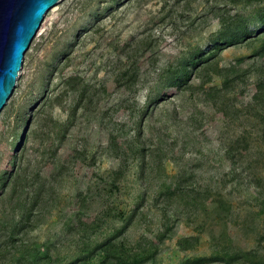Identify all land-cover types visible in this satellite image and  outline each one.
<instances>
[{"label":"rangeland","instance_id":"rangeland-1","mask_svg":"<svg viewBox=\"0 0 264 264\" xmlns=\"http://www.w3.org/2000/svg\"><path fill=\"white\" fill-rule=\"evenodd\" d=\"M219 2L60 0L48 11L0 118V176L20 168L26 177L16 189L0 183V264L38 250L51 264H74L122 227L117 240L131 250L156 245L145 264H181L223 246L264 264V130L251 104L260 41L218 52L217 68L239 62L245 72L229 90L207 94L221 88L217 69L182 91L163 86V71L219 29ZM131 56L140 82L126 89L116 76ZM26 213L6 248L5 226ZM189 237L191 247L178 246Z\"/></svg>","mask_w":264,"mask_h":264},{"label":"trees","instance_id":"trees-1","mask_svg":"<svg viewBox=\"0 0 264 264\" xmlns=\"http://www.w3.org/2000/svg\"><path fill=\"white\" fill-rule=\"evenodd\" d=\"M219 3L220 4H216L211 10L218 20L219 29L211 34L204 47L197 46L174 66L163 71V86L175 84L178 86L179 90L182 91L189 87V82L193 77H199L202 74L208 75L209 71L217 69L216 73L222 76L221 88L217 90L213 87H209L208 90H206L207 94L216 95L221 90H229L234 83L243 82L245 72L238 70L237 67L239 62L229 65L226 68H217L215 58L218 52L224 48L244 43L248 44L249 41L254 43L255 40H258L260 44L254 51L252 57H257L261 60L262 63L259 66V72H261V74L256 80L255 92L251 97V104L254 105V108L257 107L258 117L263 121L264 130V1L261 3L260 0H220ZM252 4L258 6H254L255 8H253L252 12L248 15L234 11L237 6H249ZM101 14L102 13H97V16ZM100 17L101 16H99V18ZM126 58L128 59L127 64L129 65L122 64L123 67L118 72L116 81L118 85L130 89L136 87L140 82L139 67L136 66V61L133 56ZM156 98L158 97H149L145 106L140 109L139 114L142 116L147 115ZM23 139L22 143L25 142L26 138ZM23 146L24 143L21 149H23ZM229 153L230 152L227 154L229 155ZM21 173V169L18 168L14 176H0L1 188L4 189L10 183L14 186V189H16L21 181L26 178L25 176H19ZM116 174L119 176L120 172L116 171ZM112 187L116 189V184L113 183ZM28 215V213L23 214V217H18L16 222L13 217L12 225L10 227L5 226L8 230V240L3 243V246L6 248L14 247V242L17 239L16 237L25 229ZM122 231L123 227L118 230L116 235L96 243L94 248L90 251L84 248L82 250L84 254L80 256L74 264H145L154 260L156 252L154 246L156 245L153 242L150 243L151 251L145 252V254L143 253V249H141V251L131 250L124 241L117 240L116 236L122 233ZM169 231L170 226L168 225L164 228L162 233H159V243L168 236ZM196 241L194 237L184 238L178 242V246L191 247ZM21 255L22 258H19L20 261L17 264H51V259L47 252L42 253L38 250L28 255L27 258L23 257L24 254ZM95 255L99 258L97 261L98 263L94 262L95 260L93 258ZM240 260L253 264V258L248 252L239 248L234 249L230 246H223L209 257L186 259L181 264H234Z\"/></svg>","mask_w":264,"mask_h":264},{"label":"water","instance_id":"water-1","mask_svg":"<svg viewBox=\"0 0 264 264\" xmlns=\"http://www.w3.org/2000/svg\"><path fill=\"white\" fill-rule=\"evenodd\" d=\"M60 0H0V118L22 63L48 13Z\"/></svg>","mask_w":264,"mask_h":264}]
</instances>
